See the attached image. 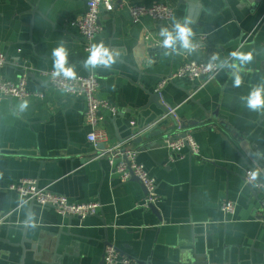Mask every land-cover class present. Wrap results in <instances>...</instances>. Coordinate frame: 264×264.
<instances>
[{
  "label": "crops",
  "instance_id": "obj_1",
  "mask_svg": "<svg viewBox=\"0 0 264 264\" xmlns=\"http://www.w3.org/2000/svg\"><path fill=\"white\" fill-rule=\"evenodd\" d=\"M120 2H163L175 15L169 23L149 17L134 23L126 5L102 11L96 44L103 43L115 63L89 68L85 41L69 23L85 13L86 0H0V52L7 58L2 74L16 81L27 72L28 88L45 93L44 99L22 100L0 95L2 185L36 179L40 187L73 202L102 203L97 215L80 220L37 204L18 209V194L0 190V219L12 212L0 223V264H105L108 243L130 264H264V196L244 179L250 167L264 179V109H249L246 99L264 85V0ZM186 20L195 50L163 48L160 29L171 30L174 22ZM60 44L68 52L66 66L76 76L94 73L100 96L118 108L114 116L103 112L107 144L130 137L132 127L168 112L186 128L165 135L191 131L199 144L198 155L185 150L170 161L165 145L143 150L161 143L164 134L130 143L157 181L155 210L136 206L146 194L141 183H122L106 158H95L102 144L95 147L87 139L85 98L54 89L36 75L53 69L52 51ZM233 52L251 53L252 60L240 64ZM213 56L221 63L232 60L203 88L182 78L157 91L159 81L188 59ZM233 73L242 79L239 87ZM172 122L169 117L164 121ZM225 199L236 203L234 214L224 213Z\"/></svg>",
  "mask_w": 264,
  "mask_h": 264
},
{
  "label": "built area",
  "instance_id": "obj_2",
  "mask_svg": "<svg viewBox=\"0 0 264 264\" xmlns=\"http://www.w3.org/2000/svg\"><path fill=\"white\" fill-rule=\"evenodd\" d=\"M86 3L87 10L85 13L69 23L78 30L80 37L85 41V50L89 53L91 46L96 44V39L103 30V26L100 23L102 11L112 12L119 6L124 7L126 4L121 3L120 0H86ZM126 8L134 23L140 22L143 17H149L156 23H169L175 15L174 8L163 2H155L151 5L129 4L126 5ZM231 60L229 58L225 63H221L218 59L207 61L190 58L177 71L162 78L158 83L157 91H160L171 81L182 78L194 83V87L197 86L196 89H201L223 71ZM6 63V56L0 52V95L2 97L20 100L27 98L44 99L45 93L32 91L28 88L27 72H24L16 81L6 79L2 74V69ZM210 64L212 65L211 68H209ZM35 73L39 77L44 78L47 84L54 89L84 97L86 100L84 122L90 127L87 135L88 141L95 147L108 143L109 135L103 126V112H108L111 116H114L118 113V108L114 103L100 96L98 77L94 73L89 72L86 75L76 76L75 79L55 76L54 69L40 70ZM168 114L164 118H167ZM135 124L134 121L131 122V126H135ZM134 138L135 136H131L116 143L104 145L95 158H106L115 175L122 183L136 177L146 190L144 198L136 206L149 209L151 205H156L160 201L157 194V181L149 174L145 165L139 161L138 150L130 147V143ZM166 143L170 161H174L185 150L194 155L199 154V144L191 131H187L185 136L182 137L168 138ZM259 177L255 169L251 167L245 169L244 179L246 184L252 186L253 190L260 192L264 196V179H259ZM4 188L18 194V209L27 203L34 202L42 209L52 208L64 217H76L84 220L90 216L97 215L102 208V203L97 200L73 202L66 195L54 192L47 187H40L36 179H20L18 182L8 184L7 187H4L0 181V190ZM221 207L227 216L232 215L235 213L236 203L233 200L225 199ZM11 215L12 212L4 215L0 219V223H5ZM104 263L130 264L131 259L121 254L114 245L109 244L105 248Z\"/></svg>",
  "mask_w": 264,
  "mask_h": 264
},
{
  "label": "clouds",
  "instance_id": "obj_3",
  "mask_svg": "<svg viewBox=\"0 0 264 264\" xmlns=\"http://www.w3.org/2000/svg\"><path fill=\"white\" fill-rule=\"evenodd\" d=\"M189 23L190 21L187 20L184 22H174L171 30L166 27H162L160 29V36L163 37L162 47L175 51L177 49V45H179L180 48L189 52L194 51L196 45L192 43L191 39L194 36V32L192 31V28L189 27ZM165 54L168 55L170 53L166 52ZM231 55L234 60L239 61L240 64H245L252 60L251 53L233 52ZM52 56L54 75L75 79L76 73L74 69L66 66L68 52L63 44H60L58 47L53 49ZM215 59H217V57L213 56V60ZM84 63L85 66L89 68H95L100 65L107 68L115 63V57L114 54L103 45V43L93 44ZM231 66L235 67V64ZM211 67L212 65L210 64L209 68ZM233 75L235 76L234 86L239 87L242 83V79L238 73H233ZM246 99L247 107L249 109L254 111L264 109V85L254 88ZM30 226L35 227V224H31Z\"/></svg>",
  "mask_w": 264,
  "mask_h": 264
},
{
  "label": "water",
  "instance_id": "obj_4",
  "mask_svg": "<svg viewBox=\"0 0 264 264\" xmlns=\"http://www.w3.org/2000/svg\"><path fill=\"white\" fill-rule=\"evenodd\" d=\"M188 95L190 96L191 93L188 92ZM152 100H155L158 102L159 98H158V95L157 94H153L152 95ZM163 108V112L167 113V109L162 107ZM169 113V112H168ZM173 114L172 113H169L167 117H169L171 120H173L172 124L169 125V124H166L164 123V121H166V118L163 117H160L162 119H158L157 117L155 119H153V121L149 124V122L147 123V121H144L143 124H137L135 127H132L131 128V134H130V137L131 136H135V138L133 139V142L134 143H137V144H140L142 143V141L144 139H151L153 137H155L156 135H165L167 133H171L173 131H175V128L179 127L181 130L185 129L186 128V125L185 124H179V123H176V121L173 119ZM214 115H216V112L214 113ZM159 117V116H158ZM158 119V120H157ZM175 121V122H174ZM171 123V122H170ZM166 124L165 126H168L166 129L165 128H162L163 125ZM164 126V127H165ZM185 133L186 132H183L181 133L180 135H173V136H170V135H165V138L164 140L160 143V142H155V143H151L150 146H146L143 148V150H146V149H150L152 146L156 145V144H159V145H167L166 143V140L168 138L170 139H174V138H177L179 136H185ZM102 148L104 147V145L102 144L101 145ZM101 148V149H102ZM259 179H261V177H259ZM132 180L134 181H138L140 183V181L136 178V177H133ZM142 185V184H141ZM143 186V185H142ZM144 187V186H143ZM251 189H252V186H250ZM145 189V188H144ZM146 192V190H145ZM260 193V192H259ZM258 193L257 192H254V195L256 196ZM35 203L34 202H31V205H34ZM263 204H264V201H263ZM155 207L156 205H151L150 208H152L153 210H155ZM29 220V219H28ZM30 224V221H26L25 223V226H24V233H26V230L28 228V225ZM110 243H108L107 245H109ZM104 260V258H103ZM23 263V262H22Z\"/></svg>",
  "mask_w": 264,
  "mask_h": 264
}]
</instances>
